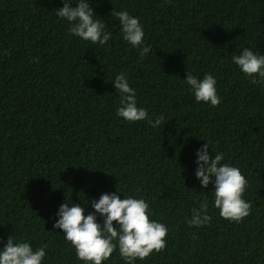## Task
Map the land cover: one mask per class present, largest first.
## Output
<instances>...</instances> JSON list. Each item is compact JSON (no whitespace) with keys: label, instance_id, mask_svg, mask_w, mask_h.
<instances>
[{"label":"trees","instance_id":"trees-1","mask_svg":"<svg viewBox=\"0 0 264 264\" xmlns=\"http://www.w3.org/2000/svg\"><path fill=\"white\" fill-rule=\"evenodd\" d=\"M89 2L112 34L105 46L68 34L62 0H0V239L45 246L44 264H83L53 228L58 207L118 189L169 229L165 248L136 264H264V87L231 61L242 47L264 54V0ZM121 10L143 24L147 56L123 40ZM187 71L215 75L222 102L197 103ZM121 72L161 125L116 115ZM205 140L249 185L240 222L220 217L212 185L195 177ZM205 201L212 220L190 227ZM103 264L124 261L117 251Z\"/></svg>","mask_w":264,"mask_h":264},{"label":"clouds","instance_id":"clouds-1","mask_svg":"<svg viewBox=\"0 0 264 264\" xmlns=\"http://www.w3.org/2000/svg\"><path fill=\"white\" fill-rule=\"evenodd\" d=\"M62 3L54 12L67 23L70 36L100 46L107 44L112 34L89 0H62ZM114 15L123 40L138 49L141 57L147 56L151 46L145 44L144 26L139 17L126 10L116 11ZM231 61L252 84L264 87V54L242 47ZM111 82L119 93L118 117L130 123L147 121L153 128L161 125L163 114L153 117L146 108L138 107L136 89L130 86L125 73L116 75ZM184 83L197 103L216 107L222 102L215 75L205 73L201 78L187 71ZM224 161V153L213 152L206 141L195 151V177L203 188L212 185L213 207L219 210V216L240 222L251 211V204L244 199L249 185L238 167ZM121 193L118 189L105 192L98 199L88 200L83 207L69 198L59 205L53 228L63 231L64 240L70 242L76 259L83 264H103L117 251L124 264H136L137 260H145L165 248L167 225L152 218L150 205L143 197L124 195L121 199ZM87 205L93 211L89 212ZM211 220L205 201L191 209V218L186 222L190 227H204ZM0 244V264H44L47 257L45 246L33 248L30 242L16 240L12 235L6 242L0 239Z\"/></svg>","mask_w":264,"mask_h":264}]
</instances>
